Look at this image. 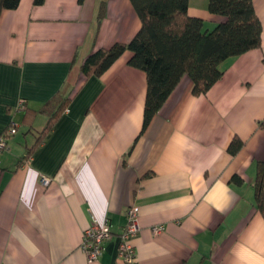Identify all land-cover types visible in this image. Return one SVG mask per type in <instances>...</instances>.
Instances as JSON below:
<instances>
[{
	"label": "crops",
	"instance_id": "1",
	"mask_svg": "<svg viewBox=\"0 0 264 264\" xmlns=\"http://www.w3.org/2000/svg\"><path fill=\"white\" fill-rule=\"evenodd\" d=\"M207 2L188 0L187 14L209 31L224 18ZM252 3L259 47L223 62L204 94L184 76L143 131L146 76L129 51L98 77L80 71L137 33L129 0H20L0 12V134L16 128L0 161V264H124L118 235L131 206L138 264H264L252 186L264 162V0ZM105 220L112 238L89 263L83 232Z\"/></svg>",
	"mask_w": 264,
	"mask_h": 264
},
{
	"label": "trees",
	"instance_id": "2",
	"mask_svg": "<svg viewBox=\"0 0 264 264\" xmlns=\"http://www.w3.org/2000/svg\"><path fill=\"white\" fill-rule=\"evenodd\" d=\"M81 1V0H79ZM20 0H0V12L14 10ZM44 0H33L41 5ZM140 28L127 44L115 43L108 49H98L83 61L80 71L84 77L100 76L122 54L132 55L128 65L144 72L146 97L142 131L159 111L181 79L192 82V93L204 94L222 76L221 65L260 45L261 25L255 15L252 0H208L207 10L224 18L211 30L203 29L202 20L187 14L188 0H129ZM99 8L97 19L104 14ZM67 100L50 114L38 140L53 129ZM264 128V119L258 123ZM242 142L233 139L228 147L235 154ZM240 182L238 178L233 179ZM254 202L264 219V162H257L253 181Z\"/></svg>",
	"mask_w": 264,
	"mask_h": 264
},
{
	"label": "built area",
	"instance_id": "3",
	"mask_svg": "<svg viewBox=\"0 0 264 264\" xmlns=\"http://www.w3.org/2000/svg\"><path fill=\"white\" fill-rule=\"evenodd\" d=\"M20 109H24L22 104ZM16 134L14 124H11L2 134H0V161L1 155L7 147L10 136ZM48 178H40V184L46 186ZM164 230L162 225L153 226L150 231L152 235H158ZM139 232L138 208L131 206L126 210V224L118 235L117 258L124 264H138L135 259V251L132 240ZM112 238L111 225L107 220L101 224H91L83 232L81 248L84 251L89 263L99 259L105 249V244Z\"/></svg>",
	"mask_w": 264,
	"mask_h": 264
}]
</instances>
